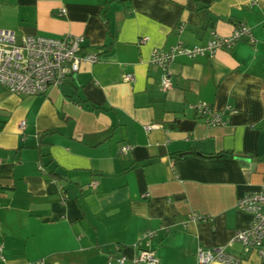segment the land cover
Returning a JSON list of instances; mask_svg holds the SVG:
<instances>
[{
  "label": "crops",
  "instance_id": "obj_1",
  "mask_svg": "<svg viewBox=\"0 0 264 264\" xmlns=\"http://www.w3.org/2000/svg\"><path fill=\"white\" fill-rule=\"evenodd\" d=\"M240 24L253 42L178 57L163 89L154 50ZM0 28L84 36L99 56L46 95L0 87V264H133L149 231L159 264H197L200 247L217 246L260 264L229 243L250 223L239 199L264 183V0H0ZM199 102L226 123L207 124ZM178 119L195 124L181 131Z\"/></svg>",
  "mask_w": 264,
  "mask_h": 264
},
{
  "label": "built area",
  "instance_id": "obj_2",
  "mask_svg": "<svg viewBox=\"0 0 264 264\" xmlns=\"http://www.w3.org/2000/svg\"><path fill=\"white\" fill-rule=\"evenodd\" d=\"M259 0H251L256 5ZM184 25L179 26V32ZM249 37L253 42L250 29L240 24L235 27L229 36H212L202 45L188 46L178 44L168 50H154L151 62L163 68L165 74L162 79L164 90L171 86L170 67L178 57L196 59L198 57H213L220 50L232 49L239 40ZM148 40L144 37L140 43ZM84 36L51 37L39 34L23 35L20 39L14 30L0 28V87L18 96L46 95L53 87H61L73 79L80 70L83 62L95 63L99 56L84 50ZM125 81L134 82L133 74H125ZM197 114L209 125H223L226 123L224 114L216 111L210 104L199 102L191 106ZM227 110L232 111L228 106ZM151 124L147 130L157 127ZM25 127V122H21ZM132 146L123 145L120 152L127 154ZM43 171V169L41 168ZM93 187L96 186L94 182ZM238 208L250 215L248 227L238 230L229 245L239 244L245 254L255 253L264 264V183L258 191L250 192L238 201ZM205 219L203 216L192 215L191 220L198 222ZM154 236L152 231L147 232L142 240L136 244L137 253L133 264H159L160 258L151 246ZM197 264H239L240 258L228 253L225 246L198 249ZM110 257V261L112 260ZM4 246L0 244V262H5ZM126 257H117L120 264L126 262Z\"/></svg>",
  "mask_w": 264,
  "mask_h": 264
},
{
  "label": "water",
  "instance_id": "obj_3",
  "mask_svg": "<svg viewBox=\"0 0 264 264\" xmlns=\"http://www.w3.org/2000/svg\"><path fill=\"white\" fill-rule=\"evenodd\" d=\"M195 122L191 121V120H184V119H178L175 122V125L177 126V128L181 131H190L193 126H194ZM175 125H172V127H174Z\"/></svg>",
  "mask_w": 264,
  "mask_h": 264
},
{
  "label": "trees",
  "instance_id": "obj_4",
  "mask_svg": "<svg viewBox=\"0 0 264 264\" xmlns=\"http://www.w3.org/2000/svg\"><path fill=\"white\" fill-rule=\"evenodd\" d=\"M228 154H231V152L220 153V154H218V156H221V155H228ZM185 156H187V153H186V154H183V155H181V157H185Z\"/></svg>",
  "mask_w": 264,
  "mask_h": 264
}]
</instances>
